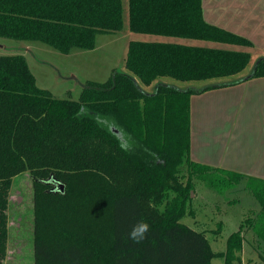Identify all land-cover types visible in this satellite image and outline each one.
<instances>
[{
    "label": "trees",
    "instance_id": "16d2710c",
    "mask_svg": "<svg viewBox=\"0 0 264 264\" xmlns=\"http://www.w3.org/2000/svg\"><path fill=\"white\" fill-rule=\"evenodd\" d=\"M124 30L253 46L208 23L202 0H128L127 25L123 0H0L1 39L38 42L62 54L93 50L99 35ZM251 62L244 50L133 40L124 72L87 82L72 100L38 87L23 54L0 56V264L7 255L9 192L25 172L34 178V264H211L214 256L242 264L244 229L261 249L264 180L190 158L191 96L264 77V57L254 71ZM165 78L222 80L199 90L158 84L151 94L139 86ZM49 174L64 179V193L42 179ZM195 180L219 192L244 182L258 203L225 252L214 253L203 233L180 222ZM139 223L148 230L136 242L129 233Z\"/></svg>",
    "mask_w": 264,
    "mask_h": 264
},
{
    "label": "rangeland",
    "instance_id": "374dc122",
    "mask_svg": "<svg viewBox=\"0 0 264 264\" xmlns=\"http://www.w3.org/2000/svg\"><path fill=\"white\" fill-rule=\"evenodd\" d=\"M123 3L124 19L127 25L128 0H123ZM133 40L175 41L185 45L219 49L236 47L202 40L135 34L124 30L115 34L99 35L93 50H76L70 54H62L38 42L29 43L0 38V56L24 54L38 87L50 91L54 97L59 99L78 100L83 85L87 82L104 83L114 72L125 71L124 60L128 44ZM254 62L250 63L249 69H252L251 65L253 66ZM219 80L182 83L165 78L151 86L146 87L141 84L139 86L144 93L151 94L158 84L171 85L178 89L191 87L199 90L216 84ZM186 168V165L180 168L181 175L186 173ZM42 179L53 183L52 189L56 186L55 182H64V179L57 174L45 175ZM33 182L34 178L28 172L13 178L9 192L8 243L5 264H34ZM190 199L192 201L188 212L180 222L203 233L214 253L225 252L229 236L236 232L241 224L258 209L257 201L246 188L236 187L219 192L215 187L200 180H195ZM242 235V264H264V251L262 250L264 246L261 249L258 247L255 234L244 229ZM210 263L224 264V259L222 256H214Z\"/></svg>",
    "mask_w": 264,
    "mask_h": 264
},
{
    "label": "crops",
    "instance_id": "0c3cea01",
    "mask_svg": "<svg viewBox=\"0 0 264 264\" xmlns=\"http://www.w3.org/2000/svg\"><path fill=\"white\" fill-rule=\"evenodd\" d=\"M202 10L208 23L253 45L232 49L249 52L254 64L264 57V0H202ZM190 139L194 162L264 180V77L193 94Z\"/></svg>",
    "mask_w": 264,
    "mask_h": 264
},
{
    "label": "clouds",
    "instance_id": "9594fccd",
    "mask_svg": "<svg viewBox=\"0 0 264 264\" xmlns=\"http://www.w3.org/2000/svg\"><path fill=\"white\" fill-rule=\"evenodd\" d=\"M148 230L147 223H139L133 227L132 231L129 233V238L139 242V240L144 238V233Z\"/></svg>",
    "mask_w": 264,
    "mask_h": 264
},
{
    "label": "water",
    "instance_id": "95a60500",
    "mask_svg": "<svg viewBox=\"0 0 264 264\" xmlns=\"http://www.w3.org/2000/svg\"><path fill=\"white\" fill-rule=\"evenodd\" d=\"M261 59H262V58H260L259 60H261ZM259 60H258V61H259ZM258 61L254 64V67H253L252 71L255 70ZM250 76H251V73H250L248 76H246L245 78H249ZM169 86H171V85H169ZM171 87H173V86H171ZM156 88H157V86H156ZM156 88H155V89H156ZM174 88H175V87H174ZM55 185H56V191H58V192H60V193H64V191H65V185H64L62 182H55Z\"/></svg>",
    "mask_w": 264,
    "mask_h": 264
}]
</instances>
